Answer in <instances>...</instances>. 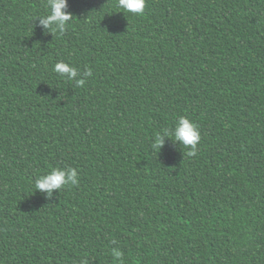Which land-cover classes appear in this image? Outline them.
I'll return each mask as SVG.
<instances>
[{
	"label": "trees",
	"instance_id": "trees-1",
	"mask_svg": "<svg viewBox=\"0 0 264 264\" xmlns=\"http://www.w3.org/2000/svg\"><path fill=\"white\" fill-rule=\"evenodd\" d=\"M67 5L53 35L48 0H0V264H264V0ZM180 116L194 156L154 147Z\"/></svg>",
	"mask_w": 264,
	"mask_h": 264
},
{
	"label": "clouds",
	"instance_id": "clouds-1",
	"mask_svg": "<svg viewBox=\"0 0 264 264\" xmlns=\"http://www.w3.org/2000/svg\"><path fill=\"white\" fill-rule=\"evenodd\" d=\"M67 0H48V15L38 17L44 27L53 35H63L70 26L73 15L65 11L67 8ZM117 6L121 12L131 13L133 15H143L146 7V0H117ZM56 73L61 75L67 81L75 83L77 87H82L86 80L83 77L92 75L91 68L84 71L83 74L72 64L67 62H58L54 69ZM171 136L174 141L180 142L185 148H190L187 155L194 156L196 154L197 145L201 140L199 126L185 116H180L173 129H165L163 133H158L155 137V148H161L164 144V137ZM79 183L78 170L73 167L68 168H53L46 174L40 175L35 180V189L41 193H48L49 198L53 190H62L63 188L74 186ZM112 255L119 261V264H124L122 259L123 253L117 249L112 250ZM81 264H87L82 261Z\"/></svg>",
	"mask_w": 264,
	"mask_h": 264
}]
</instances>
